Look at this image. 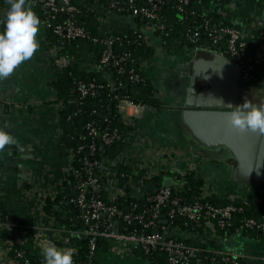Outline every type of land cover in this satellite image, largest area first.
<instances>
[{"label":"crops","instance_id":"1","mask_svg":"<svg viewBox=\"0 0 264 264\" xmlns=\"http://www.w3.org/2000/svg\"><path fill=\"white\" fill-rule=\"evenodd\" d=\"M244 1L233 0L229 5L221 6L220 12L246 30L248 41L256 46V55L264 62V15L251 23L246 22ZM26 2L33 9L32 4ZM8 8L7 0H0V24ZM107 13L106 30L137 29L133 19ZM141 31L155 47L154 64L147 61L145 70L156 85L160 105L147 106L134 120L121 119L131 128L121 154L108 160L102 170L106 181L117 186L113 177L117 162L140 167L159 161L165 184V179L171 178L173 185L178 171H189L195 166L198 175L205 179L204 186L215 189L218 195L252 201L263 198V186L248 185L232 177L235 162L232 157L226 160L206 155L182 126L179 107L190 83V68L196 57L207 60L208 52L194 49L191 55H186V49L179 48L170 53L155 31L146 25L141 26ZM47 38L46 26L40 24L37 33L39 47L34 55L22 62L8 78L0 80V127L11 133L16 141L0 151V198L9 218L20 227L18 234L9 231L10 236H6L5 221H0V264H15L10 254L15 243L36 256L40 264H45L42 251L45 243L51 241L58 248L72 249L74 257L79 254L77 240L85 238L83 228H72L64 222L71 210H64L61 204H55V212L61 211L59 215L45 210L48 199L64 197L69 193L68 186L72 185L69 173L71 153L62 150L60 140L62 104L56 100V90L51 85L56 78V52L48 47ZM159 50L163 52L157 54ZM258 89L262 92L261 88ZM253 92L255 98L250 97V100L264 103L263 95ZM240 100L243 102L244 98L240 97ZM71 191L75 193L73 187ZM129 191L135 193L132 189ZM77 223H81L78 218L74 225ZM205 227L204 237L199 241L208 249H216L219 255L235 256L244 264H264V235L257 230L220 235L215 228L207 224ZM178 234L182 239L196 238L183 230ZM137 249L118 240L101 241L93 264H160Z\"/></svg>","mask_w":264,"mask_h":264},{"label":"trees","instance_id":"2","mask_svg":"<svg viewBox=\"0 0 264 264\" xmlns=\"http://www.w3.org/2000/svg\"><path fill=\"white\" fill-rule=\"evenodd\" d=\"M36 14H44V11L37 4L33 3V0H28ZM233 0H190L185 5L183 10H179L175 6L174 1H168L161 5L157 9L158 16L148 21L142 15H135L132 13L131 5L136 6L148 5L143 0H70V2L76 6V18L77 21L87 30L88 36L85 38L77 39H65L56 35L53 31V21L51 19L46 20L48 25L46 27L48 47L56 46L59 48L60 55L65 57V64L62 66L56 65L55 73L56 78L51 82V85L56 90V100L62 104L61 107V145L62 150L67 153H75L77 162L76 168H80L81 164L78 161L80 157L87 155L88 148L86 145L94 143L96 145V158H108L116 159L122 152L125 138L127 137L128 126L123 120L116 108V99L119 96H125L130 98L136 103H144L148 107L160 105V100L156 92V85L147 75L143 64L149 61L155 55V47L149 43L148 38L144 35L139 37V31L142 25L163 24V29H156L155 33L161 38L163 45L167 48L168 52L174 53L179 48H185L188 46L192 49H198L201 46L209 43L208 27L205 24L206 20H209L213 25L217 27L237 25L243 28L239 24L226 19L225 14L220 12L221 6L229 5ZM116 4V7L111 8L113 14L121 17H128L132 15V18L137 23V29H123L122 31L106 30L107 23L101 20L102 16H108V13H101V7H108ZM98 5L100 8H95ZM246 22L251 23L257 17L264 15V0H245L244 1ZM62 18H66L65 13H61ZM107 20V19H106ZM51 22V23H50ZM4 27V19L0 24V30ZM200 31L201 35L195 42L191 41L188 33L196 30ZM109 39L112 42L109 43ZM248 40V38H247ZM225 41V39H224ZM111 46L115 55H123L128 53L129 56L123 61L122 65H114L111 61L101 67H97L100 63L102 54ZM248 49L254 56L256 53V46L248 41ZM201 50V49H198ZM134 68L143 78V81L132 82L129 76V70ZM256 80L250 85L254 89L264 87V62L256 63L255 70ZM91 82L96 83L98 86L95 95L88 96L79 105L82 110L81 113L73 118H68L69 115L77 108L68 110L71 104L69 99L75 95V88L79 83L88 85ZM113 82V87H109V83ZM73 93V94H72ZM95 111V112H93ZM94 121L96 126L103 130L106 126L112 129H118L120 133V139L114 141L109 145H104L100 137L92 138L84 125ZM83 145L84 148L81 152H77V147ZM116 175L120 176L122 172L128 174L131 168L127 165H122L117 162ZM164 173L155 175L149 179H146L144 190L152 192L155 188H160L165 185ZM72 179V178H71ZM189 187L184 190H174V195L181 197V203L187 204L199 198L203 192L205 179L198 176L196 173H190L186 176ZM121 186L124 187L125 182L121 180ZM248 185H258L252 183H246ZM72 185L68 186V196L74 195ZM127 193L129 189L126 190ZM64 198V200H63ZM62 202L60 203V201ZM139 201L143 204L144 199L138 197H120L117 201L123 208H127L132 201ZM210 202L216 204H228L235 203L241 205L243 209L234 214V224L229 229H216L220 235L238 231L237 229L242 224L243 219L247 217L262 218L264 217V197L258 201L246 200L244 198L237 197L234 200L229 198L219 197L216 194H212L205 198ZM55 204H61L66 211L71 210L73 218H77L78 210L69 201L68 197H57L55 200L48 199L46 201L45 210L51 213L55 212ZM4 203L0 198V221H6L9 217L8 212L3 208ZM58 211L56 214H60ZM61 221H64L61 219ZM66 222L69 227L83 228L82 223L74 225L68 217ZM170 224L181 226V230L191 233L196 236L195 239H185L187 243H192L198 248V257L192 261L193 264H211V258L218 260L219 254L214 248H209L202 244L199 240L204 237L206 227L205 222L202 226H194L193 224L185 225L184 218H176ZM252 231V230H244ZM264 235L263 231H258ZM6 236H10L9 231H6ZM106 239L102 238L101 241ZM80 248L79 254L76 255V264L88 262L87 257V241L86 238L80 237L77 240ZM23 250V257H17V251ZM142 253L143 251L139 248ZM10 254L13 259L16 260L15 264H21L24 259L30 260L33 264H40V261L36 256L32 255L26 248L19 243L11 246ZM153 262L160 264H168V257L164 251H154L147 256ZM238 264H244L241 259L236 258Z\"/></svg>","mask_w":264,"mask_h":264},{"label":"built area","instance_id":"3","mask_svg":"<svg viewBox=\"0 0 264 264\" xmlns=\"http://www.w3.org/2000/svg\"><path fill=\"white\" fill-rule=\"evenodd\" d=\"M33 1L44 11L43 15L37 14L40 24L47 27L49 22L47 23L46 20L51 19L53 21V31L56 35L65 39L85 38L88 36L87 30L77 21V8L70 0ZM130 1L132 2V0ZM143 1L147 2L148 5L136 6L132 4V13L142 15L148 21H151L158 16L157 9L166 2L174 1L176 8L183 10L190 0ZM113 7H116V4L112 3L109 8L102 6L100 11L102 14L111 12L110 9ZM95 8L98 9L100 7L96 5ZM61 13H65L66 18H62ZM101 20L104 23L106 16H102ZM205 24L208 27L210 42L198 49L216 51L229 58L240 68L243 81L247 85H251L256 80V63L261 61L256 53L253 56L248 49L246 30L237 25L217 27L209 20H206ZM148 27L155 31L156 29H163L164 25L150 23ZM136 30L138 31L139 29ZM143 35L148 38L140 29L138 36L142 37ZM188 35L190 40L195 42L199 39L201 33L196 29L188 33ZM111 42L112 39H109V43ZM51 48H54L56 52L55 63L64 65L65 57L60 55L59 48L56 46H51ZM128 56V53L120 56L115 55L112 47L109 46L102 54L97 67L102 68L103 65L111 61L114 65H122ZM143 65L146 66L147 62ZM129 76L132 82L143 81L141 75L134 68L129 70ZM108 85L114 88L113 82H110ZM98 86L101 87L102 85H97L94 82L88 85L82 83L77 85L75 88L76 92H74L75 95L69 99L70 103H77V108L68 118L71 119L81 113L82 110L79 108V105L88 96L95 95ZM261 89H264V87ZM116 108L121 119L134 120V118L141 115L147 106L144 103H136L128 97L119 96L116 99ZM84 128L92 138L100 137L104 145H109L120 139L118 129L106 126L100 131L94 121L87 122ZM86 147L89 150L87 155L80 157L78 160L81 164L80 168L74 166L77 159L75 153H71L69 173L73 181L75 193L70 197L68 193L64 196L68 197L70 203L78 210L77 218L83 225V233L87 241L88 262L81 264L94 263L99 249V241L102 238L111 241H122L132 247L140 248L145 256L152 254L154 251H164L168 257V264H193L192 261L198 257V248L192 243L185 242V239L179 236L178 232L181 230V226H170V224H173V220L184 218L185 225L193 224L194 226H202L203 222H205L209 227L225 230L233 226L234 214L243 209L241 205L235 203L216 204L205 200L206 197L212 194L218 195L215 189L212 190L206 188V186H204L203 192L198 199L187 204L181 203V197L174 195L173 191L184 190L189 187L186 176L190 173L198 175V169L195 166L189 167V171H178L173 185L167 186L165 184L148 193L144 190L145 181L162 173L159 161L149 166H130L131 171L128 174L124 172L120 176L116 175V172L113 174L114 180L119 179L121 184V180L123 179L128 187L125 190L122 189L120 184L113 187L110 182L106 181L102 171L110 159L96 158V145L94 143L86 145ZM83 148V145H79L77 152H81ZM127 189H132L135 193L130 191L127 193ZM128 196L144 199V203L141 204L139 201L134 200L130 202L127 208L121 207L117 203L118 199ZM218 196L224 197L220 194ZM224 198L234 200L237 196H227ZM69 218L74 224L76 219L73 218L72 214H70ZM4 227L14 234H18L20 229L19 224L9 217L5 221ZM237 230L264 232V217H247L243 219L242 224ZM15 239L14 242H17ZM23 255V250L17 251V257H23ZM75 257H73V264H76ZM218 258L216 260L212 257L211 264H238L236 257L232 255L221 254ZM21 264L33 263L30 260L24 259Z\"/></svg>","mask_w":264,"mask_h":264},{"label":"water","instance_id":"4","mask_svg":"<svg viewBox=\"0 0 264 264\" xmlns=\"http://www.w3.org/2000/svg\"><path fill=\"white\" fill-rule=\"evenodd\" d=\"M204 51L208 52L209 58L196 57L190 68V83L179 107L182 126L206 155L216 151L229 152L235 161L234 179L264 187V135L239 132L231 127L226 115L230 111L228 103L241 104L240 97L250 100L253 91L264 98V89L261 92L247 85L241 78L240 68L226 56L216 51ZM76 107L77 103H71L68 110ZM165 182L167 186L172 185L171 178H166ZM114 183L119 185L120 180L115 179ZM124 187L128 186L125 184Z\"/></svg>","mask_w":264,"mask_h":264},{"label":"clouds","instance_id":"5","mask_svg":"<svg viewBox=\"0 0 264 264\" xmlns=\"http://www.w3.org/2000/svg\"><path fill=\"white\" fill-rule=\"evenodd\" d=\"M9 8L0 30V80L8 78L24 61L30 59L39 47L37 33L40 20L36 12L27 6L26 0H7ZM222 103L223 101L220 100ZM226 113L232 128L241 133L264 135V104H254L244 99L241 104H227ZM15 138L0 127V151L14 144ZM45 264H73L74 251L61 249L54 242L42 245Z\"/></svg>","mask_w":264,"mask_h":264},{"label":"flooded vegetation","instance_id":"6","mask_svg":"<svg viewBox=\"0 0 264 264\" xmlns=\"http://www.w3.org/2000/svg\"><path fill=\"white\" fill-rule=\"evenodd\" d=\"M250 97L255 98L254 92L250 94ZM210 155L216 157V158H222V159H232L231 155L228 151H216V152H210Z\"/></svg>","mask_w":264,"mask_h":264},{"label":"rangeland","instance_id":"7","mask_svg":"<svg viewBox=\"0 0 264 264\" xmlns=\"http://www.w3.org/2000/svg\"><path fill=\"white\" fill-rule=\"evenodd\" d=\"M184 49H186V55L187 54H189V55H191L193 52H192V50H194V49H192V48H189L188 46H186ZM163 52V50H159V52L157 53V54H159V53H162ZM156 58V55H154L150 60H149V63H150V65H152V64H154V59ZM148 63V64H149ZM57 65H59V66H62L61 64H59V63H56ZM147 66V65H146ZM150 76V75H149ZM152 76V75H151ZM153 77V76H152ZM257 99H259V98H257ZM219 191V190H218ZM254 201V200H253Z\"/></svg>","mask_w":264,"mask_h":264}]
</instances>
